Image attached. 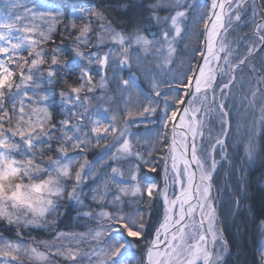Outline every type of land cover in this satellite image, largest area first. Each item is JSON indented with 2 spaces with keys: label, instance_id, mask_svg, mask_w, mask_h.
I'll return each mask as SVG.
<instances>
[{
  "label": "snow or ice",
  "instance_id": "snow-or-ice-1",
  "mask_svg": "<svg viewBox=\"0 0 264 264\" xmlns=\"http://www.w3.org/2000/svg\"><path fill=\"white\" fill-rule=\"evenodd\" d=\"M222 216L264 264V0L0 2V264H241Z\"/></svg>",
  "mask_w": 264,
  "mask_h": 264
},
{
  "label": "trees",
  "instance_id": "trees-1",
  "mask_svg": "<svg viewBox=\"0 0 264 264\" xmlns=\"http://www.w3.org/2000/svg\"><path fill=\"white\" fill-rule=\"evenodd\" d=\"M113 16L116 19H119V17L116 16L115 13H113ZM64 35L67 36V33H64ZM56 40L58 43L59 35H57ZM66 43H68V41H66ZM191 46H194L192 37H191V43H189V48H191ZM65 223H70V229H65V230H71V229L82 230L74 222L66 221ZM61 227L63 228V225ZM221 227L225 229L224 234L226 237L230 239V242L232 240H237L242 245L241 256L238 258L241 261V264H253V248L256 246V243H257L255 236L252 235V231L255 226L251 223L249 224V233L247 237L239 236L235 232L231 218H229L228 220H225L224 217H222ZM233 252L235 253V248H233Z\"/></svg>",
  "mask_w": 264,
  "mask_h": 264
},
{
  "label": "rangeland",
  "instance_id": "rangeland-1",
  "mask_svg": "<svg viewBox=\"0 0 264 264\" xmlns=\"http://www.w3.org/2000/svg\"><path fill=\"white\" fill-rule=\"evenodd\" d=\"M0 2H2V0H0ZM204 2V0H198V3H203ZM209 2H210V0H209ZM240 32H244V31H247V29H241V30H239ZM192 40H193V43H194V45H195V43H196V40H195V36H192ZM192 47V46H191ZM181 49H183V45H181ZM181 55L184 57V59H185V61H187L188 60V54L186 53V52H181ZM179 63V62H178ZM193 63H194V61H193ZM233 91L235 92L236 90L235 89H233ZM217 96H218V98H219V92H218V90H217ZM211 99V94H210V96H209V100ZM197 103H199V101L197 102ZM214 115L215 116H218V113H214ZM238 120H240L241 121V123L243 124L244 122H247L248 124H250L251 123V119H250V117H248L247 116V114H245V113H241V115L239 116V117H234L233 119H232V124L235 126V124L237 123V121ZM211 127L213 128V134H215L216 132H219V130H220V126H219V123L218 122H216L215 120H213V123L211 124ZM242 130H243V128H242ZM235 140H236V137L235 136H232V138L230 139V141H229V143H231V144H233V146H235ZM228 151L229 152H232L233 151V148L232 147H230L229 149H228ZM90 159H91V157H89ZM217 159H220V157H219V155H217V157H216ZM227 171H228V166L227 165H224L223 166V168H222V170L218 173V176H217V179H218V181L221 183V184H223V182H224V180L226 179V173H227ZM214 183H216V181H214ZM223 217V216H222ZM222 217H221V220H222ZM221 226V225H220ZM44 238H48V239H50L51 237H44ZM85 264H86V262H85Z\"/></svg>",
  "mask_w": 264,
  "mask_h": 264
}]
</instances>
